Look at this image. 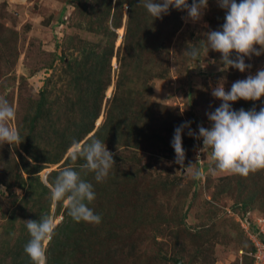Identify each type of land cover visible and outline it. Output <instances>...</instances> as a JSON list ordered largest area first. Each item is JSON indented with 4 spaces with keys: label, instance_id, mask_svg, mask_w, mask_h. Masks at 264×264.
Returning <instances> with one entry per match:
<instances>
[{
    "label": "rangeland",
    "instance_id": "obj_1",
    "mask_svg": "<svg viewBox=\"0 0 264 264\" xmlns=\"http://www.w3.org/2000/svg\"><path fill=\"white\" fill-rule=\"evenodd\" d=\"M112 1L114 3L116 0ZM188 3L190 5L192 0H188ZM79 5L81 0H0V26L3 28L1 33L4 34L3 41L0 40V96L5 97L16 109V119L10 122L12 128L18 129V120L21 119L27 98L33 97L31 102L34 103L45 86L49 92L58 93L57 100H63L69 91H72L71 99H75L83 88L74 86L72 71L66 65L76 59L79 60L77 67L84 65L87 53H80L83 47L88 52L97 50L94 43H103L99 50H104L109 44V36L88 30L91 25L100 24L88 16L87 9H83V6L79 8ZM127 8L128 4L125 3L124 24L128 16ZM225 15L226 10L218 5L217 0H208V7L202 18L195 22L188 17L187 11L170 8L169 14L162 18L171 28L160 37L162 48L159 50L152 46L146 61L142 62V69H130L131 78H123L122 84H117L122 67L121 59H124L123 50L120 49L119 53L118 49L124 41L126 27L124 25L117 30L118 39L111 64V84L107 86L104 101L110 98L111 103L116 95L115 100L130 97L135 108L153 103L152 107L158 110L153 114V119L159 123L160 134L164 135L165 140H158L157 132H147L150 138H143L141 135L139 147H129L119 142L105 143L107 149L115 155L116 167L113 170L119 174L121 171L126 174L136 172V182H128L126 194H120L113 202L95 200L90 204L95 214L102 218L99 225L90 226L99 237L98 244H93L97 253L93 255V250L88 252V248H82V252L78 250V253L86 252L85 256L68 254L59 260V264H177L175 259L179 257H182L183 264L184 261L187 264H248L241 256L242 235L237 227H232L234 220L239 221L238 217L232 216L230 212L236 195L242 196L238 188H235L236 180L244 181V178L213 172L215 165L210 164L208 168V152H202L199 156V150L203 148L202 138L197 139L196 146L184 148L186 158L183 168L174 162L175 152L168 150L173 149L174 136V132L169 130L191 122L190 128L198 136V126L206 129L212 127L207 113L214 112L222 103L212 95V90L221 80L224 81L227 92L234 82L244 80L249 75L254 76L264 69V54L253 55L250 59L245 57V63L251 67L242 73L235 68L221 71V54L211 49L207 52L206 34L220 30L225 22ZM83 40L90 42L84 45ZM194 46L200 49L197 62L186 52ZM232 58L235 59V53ZM131 61L128 59L127 63ZM92 62L93 59H90L87 64ZM128 68L130 67L126 69ZM116 85L119 88L117 94ZM87 87L90 88L85 85L83 89L84 97L90 92ZM59 102L62 108L66 106L65 101ZM253 102L257 112L264 107V97ZM145 110L142 108L143 112ZM106 111L104 102L101 115L96 120L97 127L106 120ZM144 116L149 120V114ZM95 130L80 144L83 145ZM184 131L185 140L192 137L188 135L189 129L185 128ZM43 138L47 139L46 147L43 141L44 148L50 146V142L54 143L46 134ZM7 145L0 146L1 181L4 170L8 167L17 163L22 169L20 154L25 155L21 144L14 146L15 148ZM73 150L74 146L68 150V155ZM12 155L15 156L14 159ZM26 157L33 162L27 153ZM190 164H195L194 169H200L202 176L199 180L193 179L191 172L187 170ZM57 167L58 164H49L41 171L40 177L47 181L49 172ZM46 171L48 174L45 179L43 176ZM24 176L28 177V174L24 173ZM29 181L30 179L26 181L24 188L16 189H10L4 182H0V200L6 201L3 202L5 213L11 214L15 204L18 206L15 214L19 220L12 224L17 235H26V222L23 218L30 219L28 217L32 215L23 209L27 214L25 216L19 210L22 208L20 199L27 194ZM250 189L249 192H252ZM257 199L254 208L249 211L260 216L264 213V198ZM12 202L14 206L8 207ZM55 202L52 204L50 217L57 226L65 219L64 207L62 212L56 213ZM63 205L66 206L67 202L64 201ZM184 212L187 214L182 223L171 222L173 217L179 221ZM5 219L0 215V245ZM106 220L108 221L104 223ZM186 225L189 227L186 228ZM191 228L195 230H191L190 234L188 231ZM198 231H207L210 235L199 246L194 237ZM102 237L103 242H100ZM77 244L80 245L79 240ZM0 264H7L2 261L1 256Z\"/></svg>",
    "mask_w": 264,
    "mask_h": 264
},
{
    "label": "trees",
    "instance_id": "obj_2",
    "mask_svg": "<svg viewBox=\"0 0 264 264\" xmlns=\"http://www.w3.org/2000/svg\"><path fill=\"white\" fill-rule=\"evenodd\" d=\"M139 1L140 0H116L113 3L112 0L105 2L101 0H81L79 8L83 6V9H87L88 16H90L91 19L97 20L100 24L98 26L91 25L88 30L99 33L100 35L109 36L108 39H110L108 40L109 44L104 50H99L103 45L102 42L94 43L97 45V50L95 51L86 52L85 47H83L80 53L85 55L87 53V59L83 65L85 66L84 68H82L83 66H76L79 62L77 59L66 65V68L72 71L73 80L75 81L74 86L76 88L80 87L84 89L85 85H89L90 88L87 87V90H90V92L87 97H84V95L82 96V89L75 99H71L70 94L72 91H69L68 95L63 100H57L56 96H58V93H56V91L49 92L48 87L45 86L40 92L39 98L33 101L34 103L31 102L33 98L31 96L27 98L28 100L26 101V98L24 99L26 103L24 105L22 104L23 110L21 119L18 120L19 123L17 124L19 134L23 140L21 145L24 147L23 150L25 151V155L22 153L20 154L22 160L19 159L23 163L22 169H20L19 165L16 163L12 165V167L10 166L5 169L3 181L0 179V182H4L10 189L24 188L26 186V181L30 179L28 184L29 187L27 188L28 192L19 202V204L22 203V205H20L22 208H19V210L23 215H27L24 210L32 214L31 217H28L30 219L23 218L25 219L24 221H39L41 217H50L52 204L54 202L51 198L50 188L58 174L65 167L74 166L70 160L71 155L67 153L68 150L73 147L72 141L74 139L81 143L89 133L96 129L84 143L89 142L92 137H96L104 143L119 142L129 147H139V145L141 146V135L143 138H150L147 132H157L156 138L160 141L165 140L164 135L162 133L160 134L161 128L159 123H156L153 119V114L158 111L152 107L153 103L143 106L142 108L146 109L143 112L142 108H135V104L130 97L126 99L120 97L117 98L118 100H115V95L111 103L109 102L110 98L104 101L107 86L111 84V64L114 57L115 44L118 39L117 30L124 25L126 27L125 35L123 36V45L121 44L118 49L119 53L123 50L122 55L124 59H121L122 67L120 68L117 78V84H122L123 78L126 80L131 78L130 69H142V62L146 61V57L152 46L159 50L162 48L163 44L160 43V37L171 29L169 24H167L165 20L163 21V19H156L153 21V18L148 12H145L146 9L143 7L142 3L139 4ZM125 3L128 4V16L124 24L123 8ZM139 10H141V13H138ZM78 28H80V26ZM2 29L0 26V40L3 41L4 34L2 35L1 33ZM83 42L84 45H86L90 41L83 40ZM90 59H93V62L88 65L87 63ZM128 59L132 61L127 63ZM127 67L130 68L126 69ZM85 81L87 83H85ZM116 86L117 94L119 88L118 85ZM122 100L125 101L122 102ZM59 101L62 103L65 101L66 106L62 108V104H60ZM103 101L107 107L106 120L102 125L97 127L96 120L99 119L98 117L101 115L104 104ZM27 102L31 105H28ZM131 102H133L132 105ZM231 107L236 111L240 109L249 111L254 109L255 106L253 101L239 100L232 103ZM259 111L260 109L258 112ZM144 114L150 115L149 120L145 119ZM175 128L169 131L174 132ZM45 134L54 141V143L50 142V146H47V148H44L47 142V139L43 138ZM184 135L185 131H183L182 138L183 148L188 149L196 146V138L190 137L185 140ZM168 150L174 152L172 148ZM26 153L31 156L33 162L31 160L29 161L26 157ZM207 155L208 159L206 161V166L209 168L210 164L213 166L214 163L210 159V151ZM12 158L14 159L15 156L12 155ZM113 158L115 159V155ZM1 159L2 156L0 157V163ZM80 163H83V161L77 162L76 170H79L78 164ZM49 164H58V167L51 170L47 175V181H44L43 178L40 177V173L43 169L48 167ZM24 173H27L28 177H25ZM135 175L136 172L126 174L121 171V174H119L117 171L112 170L106 180L97 182L93 173H88L86 175L81 173L83 179L93 184L96 193L95 200L102 202H113V200L118 199L120 194H126V191L129 189L127 183L129 182L131 184L132 180L133 183L136 182ZM246 179L247 178H244V181H246ZM244 181L242 179L236 180L237 187L235 188H238V192H240L242 196H240V194L239 196L236 195L234 203L230 207V211L241 215L254 208L256 201H258V197L259 199L264 198V171L252 174L248 177V181ZM252 185L254 186L250 189L249 186ZM249 189L252 192H249ZM106 193L108 195H104ZM13 195L18 198L17 195ZM3 202L6 201L0 200V208L2 209H0V215L6 217L3 222L2 244L0 245L1 259L7 264H32L31 259L25 253V245L30 240L28 230L26 229V235H17L15 230L12 229V224L19 220L15 214L18 206L15 204L16 207L13 208V212L7 214L5 213L4 208L6 207ZM63 202L64 201L55 202L57 205L56 213L62 212V208L64 207L63 214L65 220L56 226L57 235L46 247L47 264H59L58 262L61 258L68 254L78 253V250L82 252V248H88V252L93 250V255L97 253L96 249L93 248V244H98L99 237L95 233L93 227H90L91 225L93 226V224L75 222L67 215V205L64 206ZM10 206H14V203L12 202L8 207ZM89 207L91 208L90 205ZM93 211L96 213L94 209ZM186 214L187 213L184 212L179 221L173 217L171 222L182 223ZM107 221L108 220L104 223ZM185 227L188 228L189 226L186 225ZM232 227L235 229L237 227L239 234L242 235V239L240 240V243H242L240 250L242 251V259H246L248 264H253V253L256 249L254 243L238 221L234 220ZM191 230H195V228L189 229L188 232L190 234L192 233ZM5 233L6 236H4ZM208 236L210 235L207 231H204V233L198 231L194 235V237L197 238L196 243L198 246L199 244H204L205 241L202 240H206ZM78 240L80 241V245L77 244ZM100 242H103V237L100 239ZM100 249H102V247H100ZM85 254L86 252L79 254V256H85ZM182 260V257L175 259L177 264H183ZM184 264H187L186 261H184Z\"/></svg>",
    "mask_w": 264,
    "mask_h": 264
},
{
    "label": "clouds",
    "instance_id": "obj_3",
    "mask_svg": "<svg viewBox=\"0 0 264 264\" xmlns=\"http://www.w3.org/2000/svg\"><path fill=\"white\" fill-rule=\"evenodd\" d=\"M141 3L153 21L162 19L169 14L170 8H174L187 11L188 17L195 22L202 18L208 7V0H192L190 5L188 0H140ZM217 3L226 10L225 22L220 30L206 34L207 52L211 49L221 54V71L235 68L243 73L251 67L245 63V57L250 59L253 55L264 54V0H241L239 3L236 0H217ZM186 52L193 61H199L198 47L189 48ZM233 53L235 59L232 58ZM212 95L222 103L214 112L207 113L209 121L212 122L210 129L198 126L197 136L190 128L191 122L175 128L172 140L176 157L174 162L181 168L184 167L186 152L182 133L188 128L189 136L202 138L203 148L200 151H210V159L215 165L213 172L248 178L264 171V107L259 112L255 109L236 111L231 107V103L239 100L259 101L264 97V69L254 76L249 75L244 80L234 82L227 92L224 81L221 80L212 90ZM15 119V107L5 97L0 96V146L8 144L15 148L23 142L19 130L10 126V122ZM72 144L74 150L70 160L74 166L65 167L58 174L50 188L51 198L57 202L66 201L67 215L75 222L99 225L101 216L89 207L96 199L93 184L83 179L81 173H93L97 182L106 180L116 167L113 153L96 137L83 145L74 139ZM198 158L199 156L197 160ZM81 160L83 163L78 164L79 170H76L77 162ZM194 165L190 164L187 170L191 172L193 179L199 180L202 173L199 169H194ZM25 222L30 235V240L25 245V253L32 264H47L46 245L57 235L53 218L44 216L39 221Z\"/></svg>",
    "mask_w": 264,
    "mask_h": 264
},
{
    "label": "built area",
    "instance_id": "obj_4",
    "mask_svg": "<svg viewBox=\"0 0 264 264\" xmlns=\"http://www.w3.org/2000/svg\"><path fill=\"white\" fill-rule=\"evenodd\" d=\"M201 153L200 151L199 156ZM232 214L238 217L241 226L244 227L245 232L255 245L256 249L253 253V264H264V213L260 216H257V214L254 215L251 211H247L242 215H237L233 212Z\"/></svg>",
    "mask_w": 264,
    "mask_h": 264
},
{
    "label": "water",
    "instance_id": "obj_5",
    "mask_svg": "<svg viewBox=\"0 0 264 264\" xmlns=\"http://www.w3.org/2000/svg\"><path fill=\"white\" fill-rule=\"evenodd\" d=\"M47 174H48V171H46V173H45L44 176H43L45 179H46V175H47Z\"/></svg>",
    "mask_w": 264,
    "mask_h": 264
}]
</instances>
